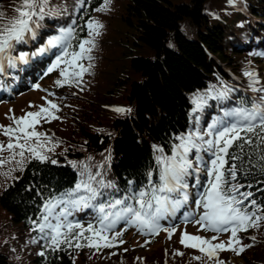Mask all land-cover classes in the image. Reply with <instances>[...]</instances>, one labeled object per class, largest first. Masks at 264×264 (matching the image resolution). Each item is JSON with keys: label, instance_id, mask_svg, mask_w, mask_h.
<instances>
[{"label": "trees", "instance_id": "16d2710c", "mask_svg": "<svg viewBox=\"0 0 264 264\" xmlns=\"http://www.w3.org/2000/svg\"><path fill=\"white\" fill-rule=\"evenodd\" d=\"M103 3L104 0H49L46 11H51L52 15H46L40 21L32 45H17V50H38L45 46L48 37L59 34L58 27L71 26L83 39L87 38V20L95 19L103 25L100 35L95 37L91 53L94 59L78 62L85 67L89 63L93 66L89 79L83 74L80 82L74 84L77 89L72 93L76 96L71 103L75 106L72 121L69 122L68 116L59 119L58 114L55 115L58 119L47 117L49 122L56 123L58 131L49 128L50 123L45 120L38 124L36 131L40 132L42 128L43 133L57 142L54 150L47 152L49 160L27 159L20 165L18 155L12 159L9 150L0 152V160L4 161L0 166V207L7 214L0 212V264H75V254L85 259L79 264H214L198 249L187 248L181 243L171 245L168 250L161 245L162 248L150 258L134 253V246L122 248L119 246L121 241H133L128 237L131 233L147 239L145 246L140 248L162 237L160 232L144 235L137 227L125 226L122 220L108 233L110 237L121 233L114 245L99 250L62 244L59 250L53 251L48 247V241L40 238L38 230H33V221H40L46 200L74 188L81 179H87L86 175L81 176L85 165L93 175L100 173L97 180L103 178L105 183L115 184V189L104 191L116 198L128 193L129 188L133 192L146 188L149 172L152 182L156 183L155 156L159 153L155 152L154 146L171 155V146L179 143L175 137L193 128L197 116L201 131H204L226 107L209 100L202 112L193 114V97L207 93L212 86L219 89L226 84L234 89L233 81L224 69L229 68L246 77L244 73L250 67L247 61L243 65L242 57H248V61H264V0H235V3L230 0H111L107 11L97 12L95 9ZM238 4L246 7L255 19L241 11ZM208 5L211 9L215 6L216 13ZM19 6L20 0H0V12L4 13L0 23H7L16 16L15 10ZM77 43L73 41L74 46ZM46 55L42 56L45 58ZM41 67L38 64L37 68ZM64 67L61 64L50 72L48 80L56 81L55 73ZM62 80L63 76L60 77ZM71 86L64 83L61 88L49 87L63 95V89ZM79 90L86 93L85 96L80 95ZM234 90L227 104L229 107L238 102L239 91ZM40 102L37 100L36 103L40 105ZM118 108L130 111L119 112L115 110ZM8 140V136L0 135L5 148ZM249 151L251 149L246 147L245 152ZM201 154L205 160L209 158L208 154ZM194 155L195 152L189 158ZM244 159L247 161L248 157L245 155ZM252 159L255 160V155ZM52 160L57 163H51ZM236 164L239 171L233 183L244 185L240 191H251L253 196L249 200L255 199L258 205L264 206V174L249 163H244L243 167L240 161ZM197 166L204 171L203 166L195 162L194 167ZM194 176L195 173L185 180L192 182V207L202 214L204 209L197 208L194 203L198 194ZM204 184L206 179L200 186ZM68 219L85 228L89 223L98 226L93 208L77 210ZM182 223L196 227L207 234L206 238L210 237V231L202 230L194 221ZM230 235V232L220 233L216 241H228ZM238 236L244 245H252L243 252L245 262L264 264V244L254 242L256 239L248 236V230L241 231ZM42 252L44 255H40ZM229 255L241 254L233 251L218 253L219 260L225 264H238L228 259ZM197 256L201 259H195Z\"/></svg>", "mask_w": 264, "mask_h": 264}, {"label": "snow or ice", "instance_id": "6c2138e0", "mask_svg": "<svg viewBox=\"0 0 264 264\" xmlns=\"http://www.w3.org/2000/svg\"><path fill=\"white\" fill-rule=\"evenodd\" d=\"M230 2L235 3V0ZM110 3L111 0H104L103 5L95 10L107 11ZM48 6L49 0H20V6L15 10L17 15L7 23H0V75L4 74L5 61L11 68H15L17 60L25 64L28 62L27 53H20L17 57H13L10 52L17 44L27 43L29 38L35 39L40 21L46 15H52L51 11H46ZM3 18L4 13L0 12V20ZM85 27L87 38L81 39L75 28L71 26L61 28L58 35L48 38L45 46L34 53V55H43L52 49L60 50L61 54L57 55L55 63L47 69V72H52L61 64L65 65L61 69L64 80L57 81V84L61 86L64 83H79L83 74L93 66L89 63L85 67L78 62L94 59L91 53L95 47V37L100 35L103 25L98 20L89 19ZM74 40L78 41L75 46ZM244 74L251 81L249 85L251 91L261 95L241 98L236 106L222 109V115L210 123L204 131H201L197 116L193 128L175 137L179 143L171 146V155H166L163 148L154 146L155 152L159 153L155 156L158 183L152 182V173L149 172V185L146 188L137 192L129 188L128 193L121 198H116L113 194L104 191L115 189V184L105 183L103 178L97 180L96 177L100 173L93 175L85 165V171L81 172V176L86 175L87 179H81L74 188L46 200L42 206L40 221H33L35 225L33 230H38L41 234L40 238L47 240L48 247L53 251L59 250L62 244L76 248L93 247L97 250L100 247H112L121 233L117 232L113 237H110L108 233L121 220L135 225L142 234H158L161 230L160 220L174 215L188 202V184L185 177L199 173L201 170L198 166L194 167L195 161L203 166L206 173V184L200 186L198 176L195 181L198 194L194 203L197 208L202 207L204 211L198 219L189 214L184 216V220L194 221L204 231L217 234L230 232L231 235L226 242L213 243L219 235L209 239L185 231L182 233L180 243L187 248L198 249L207 259L214 261V264H225L218 257L221 251H233L239 255L246 248L252 247L250 244L244 245L238 233L258 227L261 222H264V206L258 205L255 199L249 200L253 193L241 192L240 189L244 185L233 182L237 180L239 171L236 161L241 162V167L244 163H249L264 174V87H256L260 80L255 72L246 71ZM0 87H3L2 81H0ZM234 91L225 84L219 89L212 86L207 93L197 94L192 99L193 114L202 112L209 100H215L219 105L226 104L232 99ZM48 104L51 109L58 110V105L53 101H48ZM115 110L130 111V109L122 108ZM46 116L58 119L49 107L41 106L38 111L27 112L21 117L13 116L14 127L0 125L3 134L9 138L6 148L4 143L0 142V152L9 150L12 153V159L18 155L20 160L17 163L20 165H23L27 159L48 161L47 152L53 151L56 145L52 144V138L46 133L36 131V125L41 119L49 122ZM205 137L208 138L205 139ZM246 147L251 151L246 153ZM233 148L236 151H230ZM193 152L195 155L190 159ZM201 153L208 154L209 158L205 160ZM245 155L248 157L247 161L244 159ZM253 155L255 160L252 159ZM229 161L232 163L229 164ZM3 162L0 160V166ZM51 163L55 164L57 161L52 160ZM73 166L75 167V164ZM173 194H177V198H174ZM246 200H249L247 205H245ZM86 207L96 211L98 226L89 223L85 228L83 224L74 223L68 219L73 212ZM163 230L171 238L176 228ZM251 239L254 240L255 237ZM177 254L183 255V253ZM195 259L200 260L201 257L197 256Z\"/></svg>", "mask_w": 264, "mask_h": 264}, {"label": "rangeland", "instance_id": "374dc122", "mask_svg": "<svg viewBox=\"0 0 264 264\" xmlns=\"http://www.w3.org/2000/svg\"><path fill=\"white\" fill-rule=\"evenodd\" d=\"M87 11H89V10H87ZM112 19H113V17H112ZM101 22H102V18H101ZM118 49L120 50V47H118ZM241 60L243 61V65L247 61V64L250 67L249 71H252V72H255L256 74H258L260 83H258L256 85V87H258V88L264 87V61H263V59H261L260 61H248V57L245 56V57H242ZM90 73H92L91 69H89L87 72L84 73V77L86 79H89ZM45 75H46L45 73L37 75L40 78V80L44 79V81H42L41 85L39 87H37L36 89H32V85H35L34 82L37 81V76H36V78L34 77V82H33V77H32L33 75L30 74L24 78V80L22 81L21 84H19V86L21 88L19 91L13 90V91L9 92V93L15 94V95H9L8 92L3 94L4 95L3 100H9V102H4V103L0 104V121L2 122V123L0 122V125L13 126L14 127L15 124H14V121L12 119L13 116L21 117V116H24L27 112L33 111L35 109H36V111H38L41 106L48 107L49 106L47 104L48 101H53L55 104L58 105V110L49 108L50 111L54 115L58 114L59 119H62V120H64L66 118V116H68L69 122L72 121V117H73L72 113L75 110V106H71V103H73L72 101L76 98V96H72V93H75L73 90L77 89L74 86L75 82L71 83L73 86L67 87L68 89H71V91H68V89L64 88L62 91L63 95H60V93L55 92L53 89H50V87H48V86H54V87L60 86V88H61V85L57 84V82H56L58 80L60 81V77H62L61 72L55 73L54 79L56 81H54V80L49 81ZM235 77H236V79H241L245 83L246 89L250 88L249 85H250L251 81L249 80V77H247V76L244 77L242 74L237 73V72L235 73ZM0 81L3 82V80H0ZM237 82L239 83V81H237ZM79 91H81V90H79ZM43 92H44V94H43ZM79 94L84 95L86 93L81 91V92H79ZM41 95H43V97H44L43 99L40 98ZM90 96H92L91 93H90ZM37 100H41L40 105L36 103ZM1 101L2 100H0V102ZM46 119H47V116H46ZM43 120H45V119H41L40 122ZM49 123L50 124L47 125L49 128H52V130L55 129L56 131H58L57 125L55 122L54 123L49 122ZM38 127L39 126L37 124L36 129H38ZM0 130H1V134H2L3 130L2 129H0ZM30 130L31 129H29V131ZM39 131L42 132V128H40ZM52 144L57 145V142L52 141ZM0 212L6 214L5 210L1 207H0ZM172 227H175L176 231L172 235V237L169 238L168 233L166 231H164L163 229L172 228ZM254 228L258 229V233L261 235V237H258L256 240H254V242H260V243L264 244V242H262L263 238H264V222H261V224L258 227H254ZM185 231H187L189 234L199 235V236H203L205 238L207 236V235H205L206 233L199 232L196 227L188 226L187 224H184V223H178V224H174L173 226H170V227L162 228L159 231L160 233H162V237L159 239V241L154 242L153 244L148 245L145 248H140V247L145 246V244L147 243V239H145V238L143 239L139 235L137 236V234H134V233H131L128 236L130 239L133 240L132 242L125 240V241H123V243L120 242L119 246H122V248L127 246V245L134 246L132 248L134 253H137V254L141 253L142 255L146 254V257L150 258L151 255L155 256L157 251H159L160 248H162L161 245H164L165 250H168L171 247V245H173V244L179 245L182 233ZM248 236H250V235H248ZM175 239H177V242H175ZM137 244L139 246V249H137ZM228 258H230V260H232V261H235L234 263L248 264L247 262H245L244 253L239 255V256L231 255ZM74 259H75V264H79L81 262L80 260H82L83 262L85 261V259L80 258V256H78L76 254L74 256ZM88 260L89 259H87L86 261H88ZM91 263H93V262H90L87 264H91ZM153 264H155V262H153Z\"/></svg>", "mask_w": 264, "mask_h": 264}, {"label": "bare ground", "instance_id": "6f19581e", "mask_svg": "<svg viewBox=\"0 0 264 264\" xmlns=\"http://www.w3.org/2000/svg\"><path fill=\"white\" fill-rule=\"evenodd\" d=\"M210 6H211V5H210ZM208 7H209V5H208ZM209 8H210V7H209ZM214 8H215V6H214L212 9L210 8V10H213ZM226 8H227V7H226ZM215 9H216V8H215ZM215 9H214V11H215ZM219 9L221 10V9H223V8H219ZM224 9H225V8H224ZM215 13H216V11H215ZM221 13H222V12H221ZM221 13H220V14H221ZM211 15H212V14H211ZM262 18H263V17H262ZM263 19H264V18H263ZM30 71H31V69L29 68V69H28V72H30ZM56 255H57V254H56ZM50 257H51V256H50ZM54 257H55V256H54ZM58 257H59V256H58ZM51 259H52V258H51ZM54 260H55V259H54ZM59 260H60V258H59ZM48 263H49V262H48ZM50 263H51V262H50ZM51 264H52V263H51Z\"/></svg>", "mask_w": 264, "mask_h": 264}]
</instances>
